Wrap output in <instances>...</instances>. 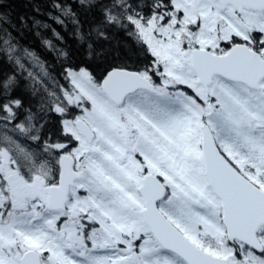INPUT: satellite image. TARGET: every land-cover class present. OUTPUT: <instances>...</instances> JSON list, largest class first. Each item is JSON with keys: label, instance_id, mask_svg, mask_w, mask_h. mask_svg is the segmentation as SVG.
Listing matches in <instances>:
<instances>
[{"label": "snow or ice", "instance_id": "1", "mask_svg": "<svg viewBox=\"0 0 264 264\" xmlns=\"http://www.w3.org/2000/svg\"><path fill=\"white\" fill-rule=\"evenodd\" d=\"M0 66V264H264V0H0Z\"/></svg>", "mask_w": 264, "mask_h": 264}, {"label": "trees", "instance_id": "2", "mask_svg": "<svg viewBox=\"0 0 264 264\" xmlns=\"http://www.w3.org/2000/svg\"><path fill=\"white\" fill-rule=\"evenodd\" d=\"M6 2L8 4V10L11 12L13 19H15L17 15L30 16L33 4L36 3L37 0H6ZM41 7H43V5H41ZM81 19L83 20L84 17L82 16ZM94 19L95 18L92 14H88L85 27H87L88 23H92ZM34 31L35 29H31L25 30V32L21 33V36L23 37L22 42L25 45L33 46L37 48V50H40L38 37L33 35ZM64 35L68 42V46L73 52L74 59L79 61L83 58V53L79 50V45L72 38L71 25ZM103 48L106 55H102L92 62L93 68L97 73H102L104 69L111 64H119L130 61L134 62L137 59V50L135 49L132 41L125 35L114 33L110 44L103 45ZM42 55L48 61L53 73H58L60 71V65L59 62L54 59V56L47 52H43ZM2 68L3 66H0V69Z\"/></svg>", "mask_w": 264, "mask_h": 264}]
</instances>
